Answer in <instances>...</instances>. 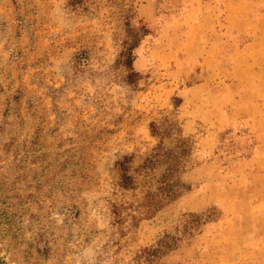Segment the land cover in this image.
<instances>
[{"label": "rangeland", "instance_id": "374dc122", "mask_svg": "<svg viewBox=\"0 0 264 264\" xmlns=\"http://www.w3.org/2000/svg\"><path fill=\"white\" fill-rule=\"evenodd\" d=\"M166 120L192 190L145 219ZM191 214L165 263L264 264V0H0V264H130Z\"/></svg>", "mask_w": 264, "mask_h": 264}, {"label": "trees", "instance_id": "16d2710c", "mask_svg": "<svg viewBox=\"0 0 264 264\" xmlns=\"http://www.w3.org/2000/svg\"><path fill=\"white\" fill-rule=\"evenodd\" d=\"M82 1L83 0H69V3L71 5H79ZM127 27H129L127 33L130 42L126 51L121 54V63L126 66L129 71L128 81L133 83L140 76L133 67L135 59L133 52L139 46L142 38L148 34V29L145 26H141L137 29L131 28L130 24H128ZM150 128L152 134L159 138L160 143L156 148L153 158L148 160V162L152 164L161 163L165 165V169L155 190L149 191L145 195L142 204L139 206V208L142 209L141 213L145 219L154 217L163 208L177 201L192 190V185L184 182L179 177L185 159L191 155V141L189 139H181L176 148L168 149L165 147L164 140L171 136L172 131L175 129V123L170 120H166L162 125L152 122ZM130 163L131 158L129 157H125L116 162V167L121 175V186L126 190L133 189L135 186L134 177L130 173ZM116 215H118V219L121 220L119 211L116 212ZM129 217L132 223H137L140 219L134 214H129ZM208 219V214H191L189 220L184 222L179 234H166L156 245L142 248L132 259L130 264H167L164 262V258L177 250L182 245L185 238H190L200 233Z\"/></svg>", "mask_w": 264, "mask_h": 264}]
</instances>
